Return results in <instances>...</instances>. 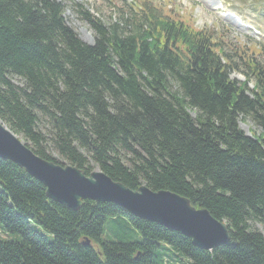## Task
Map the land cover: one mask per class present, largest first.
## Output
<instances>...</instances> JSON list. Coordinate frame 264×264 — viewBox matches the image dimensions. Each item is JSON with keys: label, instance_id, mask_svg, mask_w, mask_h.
<instances>
[{"label": "trees", "instance_id": "obj_1", "mask_svg": "<svg viewBox=\"0 0 264 264\" xmlns=\"http://www.w3.org/2000/svg\"><path fill=\"white\" fill-rule=\"evenodd\" d=\"M151 4H136L124 31L71 2L94 31L86 43L61 1L0 0V120L37 155L64 163L37 128L46 117L64 164L184 196L225 221L229 242L200 249L112 202L71 210L0 158V264H264V234L249 224L264 225V65ZM239 117L260 132L246 135Z\"/></svg>", "mask_w": 264, "mask_h": 264}, {"label": "water", "instance_id": "obj_2", "mask_svg": "<svg viewBox=\"0 0 264 264\" xmlns=\"http://www.w3.org/2000/svg\"><path fill=\"white\" fill-rule=\"evenodd\" d=\"M0 158L23 169L43 184L48 198L71 210L80 208L85 200L112 202L138 218L181 233L200 249L211 250L229 242L225 221L214 218L203 207H195L188 198L146 185L132 190L98 168L87 174L74 165L45 159L1 120Z\"/></svg>", "mask_w": 264, "mask_h": 264}, {"label": "rangeland", "instance_id": "obj_3", "mask_svg": "<svg viewBox=\"0 0 264 264\" xmlns=\"http://www.w3.org/2000/svg\"><path fill=\"white\" fill-rule=\"evenodd\" d=\"M65 6L64 19L66 24L72 28L86 43H92L94 31L90 25L80 19L69 7L71 2L82 4L92 14L99 17L101 22L109 25L115 22L122 23L124 31H131L133 28L134 7L142 1L147 0H58ZM163 14L169 15L175 20H181L195 28L213 31L215 38L222 42L227 51L241 53L242 51L256 52L257 57L264 65V0H219L220 7H211L202 0H148ZM220 13H232L237 16L242 25L231 23L224 19ZM258 47V51L255 50ZM232 77L243 80L239 74H232ZM12 81L15 85H22L20 78L14 76ZM171 92L179 93L180 90L174 81H170ZM194 115V112L191 113ZM238 127L247 135H257L260 132L250 118L241 117L237 120ZM38 130L45 135L47 151L60 161L50 143L51 127L50 122L44 116H40L37 122ZM129 155L124 153L123 159L126 164ZM91 164L92 161H90ZM97 168V167H95ZM94 168V169H95ZM34 224V223H33ZM252 229L264 234V225L259 221H249ZM35 226L43 231L38 224ZM2 235V234H0Z\"/></svg>", "mask_w": 264, "mask_h": 264}, {"label": "bare ground", "instance_id": "obj_4", "mask_svg": "<svg viewBox=\"0 0 264 264\" xmlns=\"http://www.w3.org/2000/svg\"><path fill=\"white\" fill-rule=\"evenodd\" d=\"M204 1H206V2H210V3H212V6L214 5V6H217L218 5V0H204ZM230 19H232L229 15H227ZM234 22H236V23H241V21L240 20H238V19H232Z\"/></svg>", "mask_w": 264, "mask_h": 264}]
</instances>
